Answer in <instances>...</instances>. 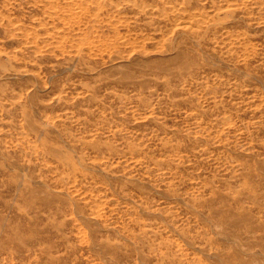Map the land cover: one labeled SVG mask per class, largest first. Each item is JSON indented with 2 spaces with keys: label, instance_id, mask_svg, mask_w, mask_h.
<instances>
[{
  "label": "rangeland",
  "instance_id": "374dc122",
  "mask_svg": "<svg viewBox=\"0 0 264 264\" xmlns=\"http://www.w3.org/2000/svg\"><path fill=\"white\" fill-rule=\"evenodd\" d=\"M0 264H264V0H0Z\"/></svg>",
  "mask_w": 264,
  "mask_h": 264
}]
</instances>
